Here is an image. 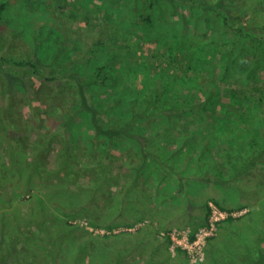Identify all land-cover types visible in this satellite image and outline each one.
I'll return each mask as SVG.
<instances>
[{"label": "rangeland", "instance_id": "374dc122", "mask_svg": "<svg viewBox=\"0 0 264 264\" xmlns=\"http://www.w3.org/2000/svg\"><path fill=\"white\" fill-rule=\"evenodd\" d=\"M150 2L0 0V56L6 55L17 60L32 59L46 73L61 70L59 76L71 71L90 80L99 71V82L93 84L92 94L95 101L108 109L110 125H127L135 117L134 114H138V110L144 107L143 99L146 101L145 97L154 86L164 89V109L179 106L185 101L191 102L195 98L207 102L208 106L200 109L197 115L189 111L169 115L167 112H159L160 108L156 114L137 120L133 131L144 137V140L148 137L150 140V153H144L143 157L137 140L126 137L113 143L117 157L129 156L128 165L116 159L113 169L118 175L119 186L108 185L104 190L95 191L97 202L92 203V207L95 205L98 216L80 212L86 205L85 201H91L89 197L94 195L95 187L98 186L100 177H96L94 168L77 167V181L69 182L71 189H78V186L87 188L85 193H77L80 204L72 206L77 210L72 215L81 217L70 220L79 225V231L86 233L87 237L106 235L91 231L92 227L95 230H106L95 226L91 216L103 226L121 224L111 234L135 232L144 224H150L158 230L161 228L159 234L154 235L157 250L155 252L153 248L150 251L164 256L162 262L153 258V264H191L182 252L174 254L170 250L171 242L163 232L175 227L196 228L202 225L206 221L205 216L208 213L210 215V210L206 208L208 199L217 197L222 204L232 206L228 208L233 210H239L246 204L244 193L233 183L225 188L220 186L218 192L214 187L211 189L203 177L207 179V172L221 176L225 165L231 166V175L235 174V167L240 166V162L234 158L229 163L222 156L228 143L233 146L234 154L248 155L253 152V137L262 142L260 130L264 129V104L259 105L254 99L259 93L253 87L264 88V31L261 30L264 24L261 27L256 24L252 28L243 27L242 34L236 32L231 27V24H235L232 12L242 7L240 2L234 0H157L154 6ZM257 2L249 0L252 6ZM257 12L256 21H264V12ZM72 15L88 18L78 24L69 18ZM146 16H150L149 21L144 19ZM103 22L154 43L161 53L166 50L173 52V58L177 55L179 60L187 48L188 64L197 65V69L208 79L205 78L203 82L202 79H195L193 74H172L166 69L164 57L156 58L153 50L146 54L148 47L131 62L122 61V56L116 51L118 46L102 26ZM101 38L105 39L103 44L99 42ZM121 42L124 43V40ZM183 43L186 44L185 49H182ZM138 60L146 62H139L137 67ZM4 68L11 77L9 88H14L15 95L21 99L19 106L24 119L33 118V106L29 101V92L33 90L28 91L24 80L28 82L31 75L19 69L12 75L7 64ZM0 83H3L1 78ZM231 89L237 90L234 95L230 94ZM3 100L2 95L0 104ZM56 102L60 104V101ZM43 109L45 107L42 105L41 111ZM51 112V122H44L42 129L34 131L30 144H34L40 133H58L53 140V151L48 157L49 169L56 170L57 153L63 142L60 129L70 113L67 110L65 113H56L57 107ZM43 118L45 121L47 116ZM33 122L34 129H37L39 124L34 118ZM68 130L67 141L79 150L78 157L83 162H92L83 154L84 147L94 157L110 147V142L97 137L87 113L70 120ZM133 179L137 182L130 196L136 200L124 203L120 212V208L112 211L107 209L108 204L104 201H110L112 205L117 204V197L124 201V197H127L125 185ZM49 181H45V184ZM52 182L60 183V179ZM142 189L148 191L153 201L148 202V206L152 207L143 206V202H140L141 206L137 205ZM43 191V186H38L29 192L32 200L27 203L26 209L32 206L43 208ZM17 192L25 195L24 186L17 185ZM262 207L260 210L259 206H254L248 215L222 223L220 228H227V231L216 236L212 256L221 258L223 264H264ZM65 210L71 212V208ZM153 213L161 218L153 222L137 221ZM202 220L204 222L199 224ZM131 223L133 227L125 225ZM79 241L87 245L94 243L81 237ZM103 245L102 242L94 243L95 247L103 248ZM0 246H3L1 234ZM147 254L145 251L140 252L133 258L134 262L146 264L150 258Z\"/></svg>", "mask_w": 264, "mask_h": 264}, {"label": "trees", "instance_id": "16d2710c", "mask_svg": "<svg viewBox=\"0 0 264 264\" xmlns=\"http://www.w3.org/2000/svg\"><path fill=\"white\" fill-rule=\"evenodd\" d=\"M150 1L152 6L157 2V0ZM234 1L240 2V7H242L232 12V20L235 24H231V27L236 32L242 34L243 27L252 28L254 24L261 27L264 24L262 20L256 21V17H258L256 13H259L257 11L261 10L262 13L264 12V0H257L258 2L254 6L249 4V0ZM69 18L80 24L82 20L85 22L88 17L83 18L78 15H72ZM144 19L149 21L150 16H146ZM102 26L107 29L111 40L117 44L118 48H116V51L122 56V61L131 62L132 59H135L137 55L148 47L145 51L146 54L153 50L156 58L161 57L162 59L164 57L166 69L172 74L178 75L179 72L184 74V76L193 74L196 77L195 79L198 81L202 79L203 82L206 81L204 80L205 78L208 79L207 76L197 69V65L188 64L187 55L189 50L185 49V43L182 44V49H185V51L182 52L183 56L179 60L177 55L173 58V52L170 53L167 50L163 53L159 52L158 47L154 43L147 42L142 37L134 36L130 32L116 26H107L104 22ZM261 30L264 31V28ZM121 40H124V43L121 42L120 44ZM99 42L103 44L105 39L103 38ZM139 62L144 63L146 61L138 60L136 62L137 67ZM5 64L10 67V74L15 73L19 69L26 70L31 75L28 82L26 79L24 80L27 83L28 91L30 89L33 90V92H29V101L33 106L32 117L39 124L37 129H34L33 118L27 117V119H24L22 115L19 106L21 99L15 95L14 88H9L11 77L5 71ZM59 71L61 70L56 69L46 73L32 59L17 60L10 59L6 55L0 56V78L3 80V83H0V96H4V100L0 104V189H2V194H0V204H2V206L0 205V234L3 244V246H0V264H140V261L134 262L133 258H136V255L144 251L149 253L147 255L150 257L146 264H153L155 258L162 262L164 259L163 255L160 256L150 251L153 248L155 252L157 250L155 246H158V244L154 243V235L159 234L161 228L158 230L150 224H144L142 228L135 232L124 231L118 234L92 236V238L87 237L86 233L79 231V225L70 222L72 219L81 217L72 215L73 212L77 211L72 206L80 204L77 200V193L81 195L85 193L87 188L78 186V189H71L69 182L77 181V167L94 168L96 177H100L97 181L98 186H93L95 187L93 198L92 196L89 197L91 199L89 203L85 201L86 205L81 208L82 211L80 212L94 213L95 217L98 216V211L94 208L95 205L92 207V203L97 202V193L95 191L104 190V187L108 185L119 186L118 175L114 173L113 169L116 159L122 160L124 165H128L129 156L124 158L117 157L116 151L113 150V143L126 137L137 140L143 157L144 153H150V140L149 137L144 140V137L133 131V125L137 120L156 114L160 108L163 110L161 109L159 112H167L169 115H179L187 111L197 115L200 109L202 110L208 106L207 102L197 101V98H195L191 102L185 101L179 106L176 105L164 109L166 107L162 99L165 94L164 89L154 86L145 97L146 101L143 99L144 107L138 110V114H134L135 117L127 125H110L111 119L108 116V109L99 104L98 101H95L92 94L94 90L93 84L99 82V71L95 72V75L90 80H86L71 71L62 73L59 76ZM253 88L259 93L258 97L254 96L256 97L254 99L258 101L259 105L264 104V88L259 86ZM236 91L231 89L230 94L234 95ZM57 100L60 101V104L56 102ZM42 105L45 107L43 111H41ZM54 107L58 109L56 113H65L67 110L70 114L65 118L62 129H60L63 135V142L57 153L58 166L56 170H51L48 166V157L53 151V140L59 134L52 133L47 135V132L40 133L32 145L30 144V139L34 131L37 132L45 126L44 122H51V111ZM82 113L90 115L97 137L110 142V147L95 157L92 156L87 148H83V154L91 159L92 165L90 162H83L79 159V150L72 147L66 138V134L70 131L68 130L70 128V120ZM44 116H47L45 121ZM260 135L262 142L258 138L253 137L251 140L254 147L253 152L248 155L234 154L233 146L230 143L225 145L226 149L222 156L227 158L229 163H232L234 158L240 162V166L235 167L234 175L229 172L231 171V166L225 165L221 176H215V174L207 172L205 174L207 179L203 177L208 182L209 187L211 189L213 187L216 188L215 190L218 192L220 186L225 188V186L232 183L240 188L244 193V201H246V204L240 209L259 206V209L262 210L261 207L264 205V129L260 130ZM229 173L230 175H228ZM54 179H60V183L52 182ZM47 180L52 183L49 184V181L45 184ZM136 182L133 179L131 183L125 185L127 197H124V201L121 197H117V204L113 205L110 201H104L108 204L107 209L112 211L120 208L118 210L120 212L124 207V203L136 200L133 196H130L136 186ZM17 185L24 186L25 195L17 192ZM38 186H43L44 188L41 197L44 203L43 208L32 206L26 209L27 203L32 200L29 192ZM147 192L146 189H142L139 192L141 197L137 205L141 206L140 202H143V206L152 207V205L148 206V202L153 201ZM208 200H206V208L208 210H210L209 201L216 203L222 209L233 210L222 204L217 197ZM192 207L190 206V208ZM68 208H71L69 210L71 212H66L65 209ZM262 208L264 209V206ZM208 215L209 213L204 220H207ZM94 216H91V219H93V223L97 227L105 228L108 231L121 227V224L103 226L94 220ZM159 218H161L159 215L153 213L146 214L137 221L150 220V222H153ZM204 220L199 222V224L204 222ZM125 225L133 227L132 223ZM77 234L81 238L91 240L94 243L102 242L104 244L103 248L100 246L95 247L94 243L87 245L80 242V237ZM166 238L168 239V237ZM146 240L148 242H145ZM141 247H143L142 250L140 249ZM165 247L168 249L167 245Z\"/></svg>", "mask_w": 264, "mask_h": 264}, {"label": "built area", "instance_id": "2783aa9c", "mask_svg": "<svg viewBox=\"0 0 264 264\" xmlns=\"http://www.w3.org/2000/svg\"><path fill=\"white\" fill-rule=\"evenodd\" d=\"M210 215L205 223L193 228L189 227H175L167 232H163L170 240V250L175 254L182 252L191 264L204 263L208 255V246L210 241L218 236L220 226L229 219H237L247 215L249 208L239 210H227L220 208L216 203L209 202ZM88 225V223H85ZM91 231L101 234H111L113 231L95 230L93 227ZM116 232V231H114Z\"/></svg>", "mask_w": 264, "mask_h": 264}, {"label": "crops", "instance_id": "0c3cea01", "mask_svg": "<svg viewBox=\"0 0 264 264\" xmlns=\"http://www.w3.org/2000/svg\"><path fill=\"white\" fill-rule=\"evenodd\" d=\"M225 205V204H224ZM225 206H227V207H232V206H229V205H225ZM242 207V206H241ZM240 207V208H241ZM239 208V209H240ZM250 209V208H249ZM249 213H250V211H249ZM248 213V214H249ZM247 214V215H248ZM246 216V215H245ZM229 220H232V219H229ZM233 220H235V219H233ZM228 222V221H227ZM226 223V222H225ZM221 230L219 231V233H218V235H220L221 233L220 232H224V231H227V228H223V230H222V227L220 228ZM218 237V236H217ZM217 237H215L210 243H209V246H208V255H207V259H206V261L204 262V263H202V264H223L222 262H221V258L220 259H218L217 257H215V256H212V254H213V251H214V243H216V239H217ZM215 240V241H214Z\"/></svg>", "mask_w": 264, "mask_h": 264}]
</instances>
